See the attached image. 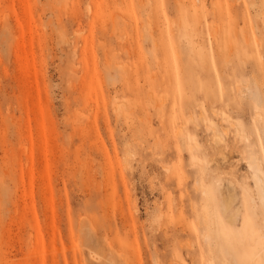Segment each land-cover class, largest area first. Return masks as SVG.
<instances>
[{"label": "rangeland", "instance_id": "1", "mask_svg": "<svg viewBox=\"0 0 264 264\" xmlns=\"http://www.w3.org/2000/svg\"><path fill=\"white\" fill-rule=\"evenodd\" d=\"M129 1L0 0V264H238L249 223L264 243L233 185L252 184L250 152L264 178L263 0H227L228 26L214 0L173 26L169 0L154 27ZM217 179L231 232L209 229Z\"/></svg>", "mask_w": 264, "mask_h": 264}, {"label": "bare ground", "instance_id": "2", "mask_svg": "<svg viewBox=\"0 0 264 264\" xmlns=\"http://www.w3.org/2000/svg\"><path fill=\"white\" fill-rule=\"evenodd\" d=\"M132 0H130L129 1V5H130V7L132 6V4H130V3H132L131 2ZM141 1V0H140ZM173 1V0H172ZM119 2V1H118ZM122 2V1H121ZM121 2H119V3H121ZM142 2L143 1H141V2H138L139 4L141 3L142 4ZM147 2V1H146ZM174 2V6H175V8H176V15H177V17H178V19H176V20H172L171 19V22L172 21H174V22H172V25L174 26V24L175 23H177V21H178V25L179 26H182V24H183V22L181 21V17L183 16V15H186V13H188V12H191V13H197V11L199 10V9H202V5L201 4H203V0H196V2L198 3V6L196 5V3H194L193 2V0H174L173 1ZM263 2H264V0H263ZM119 3H117V6L119 7ZM135 3V2H134ZM136 3H137V1H136ZM149 5H150V12H151V17H150V22L148 23L149 25L148 26H152V27H154L156 24H160V25H164V26H167V24L168 25H170L171 23H169V20L167 19V16L169 17L170 15H168V12H167V9H168V6L170 5L169 4V0H149ZM140 4V5H141ZM212 4H213V10L215 11V14L218 16V17H220V19H221V21H224L225 22V24H227V26L229 25V24H231V14H230V10H231V6L230 5H228V1L227 0H214L213 2H212ZM122 5V4H121ZM120 5V6H121ZM138 5V4H137ZM140 5H138L139 7H140ZM143 5H145V4H143ZM146 5H148V4H146ZM262 5H263V3H262ZM262 5H261V7H262ZM134 6V5H133ZM132 6V7H133ZM136 6V5H135ZM264 6V5H263ZM141 7H142V5H141ZM108 8H110V7H108ZM134 8V7H133ZM136 8H137V6H136ZM143 9L145 8V6H143L142 7ZM139 8H137V10H136V12H139V10H141V9H139ZM262 10V9H261ZM169 11V10H168ZM170 12V11H169ZM263 12V11H262ZM116 13V12H115ZM171 13V12H170ZM264 13V12H263ZM107 14H109V13H107ZM112 14V16H114V15H116V14H114V13H111ZM118 15V14H117ZM116 15V16H117ZM263 15V14H262ZM111 16V17H112ZM138 16H140V14L138 15ZM149 16V15H148ZM147 16V17H148ZM264 16V15H263ZM109 17V16H108ZM133 17V16H132ZM110 19H114V18H110ZM108 20V19H107ZM136 20V19H135ZM147 20V19H146ZM149 20V19H148ZM112 21V20H111ZM127 21V20H126ZM125 22V21H124ZM136 22V21H135ZM125 23H127L128 24V22H125ZM137 23V22H136ZM174 23V24H173ZM112 24H113V22H112ZM153 24H154V26H153ZM131 25V24H130ZM132 25H134V24H132ZM134 26H136V24L134 25ZM132 28H133V26H132ZM226 28H228V27H226ZM134 29V28H133ZM132 29V30H133ZM136 30H137V28H136ZM222 30H227V29H225V26H223V28H222ZM132 33H133V31H132ZM160 34V36H161V33H159ZM226 35H227V37L226 36H224V37H226L227 38V40L229 41V39H230V37H231V33L227 30L226 31ZM131 36H132V34H131ZM152 36V35H151ZM160 36H159V40H155L154 42H153V44H155V45H153V46H155V48H156V45L157 44H160V46L159 47H162L163 45L165 46H167V47H165V48H169L168 46H172L173 45V43L175 42V40H166V39H161L160 38ZM126 37V36H125ZM223 37V36H222ZM223 37V38H224ZM121 38H123V37H121ZM151 38V37H150ZM154 38V37H153ZM226 38L225 39H222L221 38V44H226L227 45V42H226ZM124 39V38H123ZM128 39V38H127ZM185 38H180V40H179V42L181 43L182 42V44H184L185 43V40H184ZM124 40H126V39H124ZM124 40H122V39H120V41H123L124 42ZM151 40H152V38H151ZM164 40L166 41V42H164ZM123 42H121V43H123ZM178 41H176L175 43H177ZM120 44V43H119ZM123 46H124V44H123ZM175 46V45H174ZM173 46V49H171V48H169L168 50L171 52L172 50H176L175 49V47ZM124 48H126V47H124ZM123 48V49H124ZM154 48V50H156ZM164 48V49H165ZM122 49V50H123ZM121 50V49H120ZM126 50H128V49H125L124 51H126ZM129 50H130V48H129ZM123 51V52H124ZM164 52H167V50L165 51V50H163ZM168 51V52H169ZM119 52H121V51H119ZM129 52V51H128ZM128 52H126V55H127V53ZM167 52V53H168ZM168 53L169 54V57H171L170 56V54H172V52L171 53ZM174 53V52H173ZM161 54V53H160ZM178 54V53H177ZM128 55H129V53H128ZM165 55L166 56H163L162 58H164V57H168L167 56V54L165 53ZM112 56H114V55H112ZM127 57V56H126ZM168 57V58H169ZM151 98V97H150ZM149 98V99H150ZM148 100V99H147ZM150 100H153V99H150ZM148 102V104L147 105H149V101H147ZM150 103L152 104V102L150 101ZM153 103H154V101H153ZM150 104V105H151ZM155 104V103H154ZM160 106V105H159ZM149 107V106H148ZM154 107V108H153ZM152 108L153 109H155V106H153ZM159 110H160V107H159ZM155 111V110H154ZM162 112V111H161ZM172 115H170V117H171ZM169 117V119H171V121H172V119H173V116L170 118ZM263 117H261V115L260 114H257L256 115V120H263L264 121V119H262ZM170 121V122H171ZM173 122V124L175 123L174 121H172ZM181 122V121H180ZM178 126V125H177ZM181 126V125H180ZM173 127H174V125H173ZM172 127V128H173ZM170 128H171V126H170ZM180 128V127H179ZM175 129H176V127H175ZM178 129V128H177ZM181 130V129H180ZM183 130V129H182ZM184 131V130H183ZM179 132V131H178ZM181 132V131H180ZM176 133V132H175ZM184 133V132H183ZM178 134V133H177ZM182 134V133H181ZM189 134V133H188ZM213 134V133H212ZM238 134V133H237ZM240 134V133H239ZM238 134V136H240V137H244V136H242L241 134L239 135ZM182 135H184V134H182ZM186 136V135H185ZM213 136H214V139H213V141H214V144H215V142L217 143V142H222V140H221V138L219 137V135L218 134H216V133H214L213 134ZM212 136V137H213ZM245 138V137H244ZM244 140V139H243ZM245 140H247V139H245ZM240 141V140H239ZM219 145H220V143H219ZM155 146V145H154ZM216 146H218V145H215V147ZM249 148H250V146H248ZM194 147H191V149H193ZM246 148V147H245ZM252 151V150H251ZM246 154H247V152H245ZM245 154V155H246ZM244 155V156H245ZM204 156V155H203ZM202 157V156H201ZM203 158V157H202ZM247 168L252 172L251 174H252V184H249V183H247V181L246 182H244V183H239V182H235L233 185H238V187H239V190L240 189H242V191H243V194H242V197H241V201H240V203H241V205H245L247 208H249V209H252V210H256V209H258V211L262 214V217H263V220H264V178L261 176V174H260V170H259V164H258V162H257V158L255 157V155L253 154V153H248V155H247ZM205 162L207 163L208 161H206L204 158L203 159H200V162H199V164H198V167H199V169L201 170V171H204L205 170ZM168 170V169H167ZM169 171V170H168ZM245 180V179H244ZM219 181V179H217L215 182H214V184H213V194H212V197H214L215 199H220V202H221V205H219L218 206V208L217 209H219L220 210V214L219 215H217V217H216V215H215V212H213V205H211V208H210V216H211V221L209 222V225H210V227H209V229L211 230V227L213 226V227H217L219 224H221L220 222H221V217L223 218V220H225V222H226V225L228 226V228H229V231L228 232H231L234 228H235V218H236V216H237V213H238V211H239V209L240 208H238V210H236V212L234 213V212H232L231 213V215H230V211H231V207L235 204V203H237V197H236V194L235 193H237L236 192V190H235V186H233L232 188H231V190H226V193H225V191H223L222 190V188H221V183H217ZM230 183H233L232 181L230 182ZM195 185H196V182H195ZM251 185H253V190H251ZM205 186V184L203 183V181H201V188H200V193L202 194V195H207L208 193H207V189L204 187ZM197 187V186H196ZM199 188V187H198ZM215 193H216V195H215ZM214 201V200H213ZM252 232V234L250 235L251 236V241H250V248H246L244 245H241L240 244V246L238 247V246H235V250H237V251H241V250H246L247 249V251L249 252V257L248 258H243V260H242V258H237V263L238 264H264V243H262L263 242V239H260V237L257 235V233H258V231L257 230H254L253 229V226H252V224H250L249 223V233H251ZM218 235H222V232H219L218 233ZM208 239H209V235L208 234H205L204 236H203V241L204 242H206V243H208ZM223 245V243L221 244V246ZM251 245H253V247H251ZM232 252V251H231ZM246 252V251H245ZM221 253H222V255H225V254H227L228 252L225 250V248H223V249H221Z\"/></svg>", "mask_w": 264, "mask_h": 264}, {"label": "snow or ice", "instance_id": "3", "mask_svg": "<svg viewBox=\"0 0 264 264\" xmlns=\"http://www.w3.org/2000/svg\"><path fill=\"white\" fill-rule=\"evenodd\" d=\"M262 237H264V225H262Z\"/></svg>", "mask_w": 264, "mask_h": 264}]
</instances>
